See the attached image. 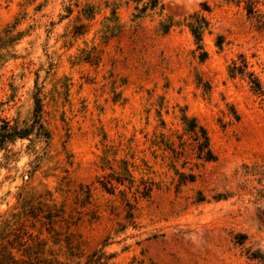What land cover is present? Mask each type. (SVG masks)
Instances as JSON below:
<instances>
[{
    "label": "rangeland",
    "instance_id": "374dc122",
    "mask_svg": "<svg viewBox=\"0 0 264 264\" xmlns=\"http://www.w3.org/2000/svg\"><path fill=\"white\" fill-rule=\"evenodd\" d=\"M7 25L0 116L37 92L49 138L0 149V252L264 264V0H0ZM242 58L260 93L230 75Z\"/></svg>",
    "mask_w": 264,
    "mask_h": 264
},
{
    "label": "trees",
    "instance_id": "16d2710c",
    "mask_svg": "<svg viewBox=\"0 0 264 264\" xmlns=\"http://www.w3.org/2000/svg\"><path fill=\"white\" fill-rule=\"evenodd\" d=\"M247 10L248 12L253 11L252 7H248ZM193 34L197 40H200V33L197 29H193ZM22 35L23 32H14L12 26L9 25L0 30V66L8 59L14 57V46L19 42ZM229 72L232 77L240 75L243 78H247L253 91L257 93L262 91V87L257 76L252 71L246 70V63L243 58L240 60V63L233 61L232 66L229 68ZM190 130L193 133L194 139L198 142V155L202 156L206 160L210 159L211 154L208 149V141L204 129L199 127V131L201 132L203 139L202 141L198 140L200 138L198 137L195 125H192ZM33 131H35L36 136L40 138H44L45 140L49 138V131L42 120L41 98L38 96L37 92L33 94V108L30 112V116L26 120H23L22 122H19L18 120L11 121L4 116H0V149H5L8 144L13 143L17 139L28 138ZM17 251H19V249H17ZM23 254L24 253L21 252L19 253V257H16L15 253L9 250L8 247L4 246L3 252H0V258H2L0 264H19V260L26 263L24 258H22ZM44 264L51 263L46 262Z\"/></svg>",
    "mask_w": 264,
    "mask_h": 264
}]
</instances>
